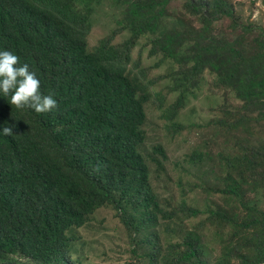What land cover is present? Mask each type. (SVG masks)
<instances>
[{"label": "trees", "instance_id": "16d2710c", "mask_svg": "<svg viewBox=\"0 0 264 264\" xmlns=\"http://www.w3.org/2000/svg\"><path fill=\"white\" fill-rule=\"evenodd\" d=\"M102 1L0 0V51L17 55V67L27 64L41 94L58 104L44 113L17 109L12 93L0 92V264H76L71 249L78 230L105 205L117 210L134 247L144 250L136 264H234V258L238 264L264 263V212L244 203L240 220L221 210L206 214L231 225L235 235L251 232L252 250H237L234 257L228 247L212 263L195 231L186 230L168 246L159 240L157 225L170 222L179 208L168 209L153 188L151 175L162 173L166 153L160 144L146 146L150 95L127 70L135 43L153 34L154 48L166 57L191 62L194 71L210 68L219 84L264 117V31L240 23L229 0H188L201 19L190 32L162 30L172 0H119L131 38L118 47L111 36L91 51L89 35ZM224 18L244 34L259 31L257 55L244 56L240 40L212 34ZM185 46L189 54L182 55ZM5 126H13V135H3ZM239 190L235 183L221 192L240 198ZM186 212L205 214L193 207Z\"/></svg>", "mask_w": 264, "mask_h": 264}, {"label": "rangeland", "instance_id": "374dc122", "mask_svg": "<svg viewBox=\"0 0 264 264\" xmlns=\"http://www.w3.org/2000/svg\"><path fill=\"white\" fill-rule=\"evenodd\" d=\"M202 1L212 0H197ZM229 1L240 23L264 31V0ZM187 3L172 0L162 30L190 32L200 28L199 15L191 12ZM125 9L119 0H103L97 6L89 35L91 51L111 36L118 47L131 38V33L123 30ZM244 33L228 18L217 20L212 32L230 42L240 40L243 55L253 57L261 48L260 33L256 29ZM154 36H142L135 43L127 70L146 85L150 95L145 105L146 146L160 144L166 153L162 173L151 175L153 188L168 209L179 208L170 222L157 225L159 240L164 245L176 243L183 232L192 230L199 234L210 262L219 260L228 247L235 249V257L237 250L247 252L256 245L252 233L235 235L231 225L206 212L221 210L240 220L246 214L242 203L264 212V117L261 112L249 111L231 89L219 84L210 68L194 71L191 62L166 57L154 48ZM180 52L189 54L186 46ZM180 98L182 105L176 108ZM235 183L239 184L240 198L221 192ZM189 207L205 214L190 217L186 212ZM78 232L80 238L71 249L76 264L142 262L144 250L134 247L112 205L98 209ZM233 263L238 261L234 258Z\"/></svg>", "mask_w": 264, "mask_h": 264}, {"label": "clouds", "instance_id": "9594fccd", "mask_svg": "<svg viewBox=\"0 0 264 264\" xmlns=\"http://www.w3.org/2000/svg\"><path fill=\"white\" fill-rule=\"evenodd\" d=\"M19 57L11 51H0V92L7 97L11 92L10 103L17 109L26 106L38 113L50 112L58 107L56 99L51 95H42L40 81L35 72H31L27 64L17 67ZM5 136L13 135V126L2 129Z\"/></svg>", "mask_w": 264, "mask_h": 264}, {"label": "water", "instance_id": "95a60500", "mask_svg": "<svg viewBox=\"0 0 264 264\" xmlns=\"http://www.w3.org/2000/svg\"><path fill=\"white\" fill-rule=\"evenodd\" d=\"M261 264H264V263H261Z\"/></svg>", "mask_w": 264, "mask_h": 264}]
</instances>
